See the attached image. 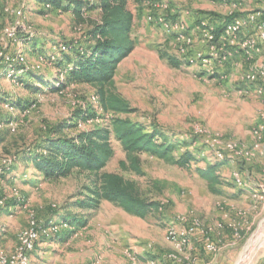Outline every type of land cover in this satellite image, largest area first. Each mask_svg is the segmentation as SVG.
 I'll return each mask as SVG.
<instances>
[{"label": "rangeland", "instance_id": "374dc122", "mask_svg": "<svg viewBox=\"0 0 264 264\" xmlns=\"http://www.w3.org/2000/svg\"><path fill=\"white\" fill-rule=\"evenodd\" d=\"M95 1L84 3L95 5ZM236 1L243 2L246 11L222 0H130L135 48L120 63L113 86L130 104V113L101 109L97 89L91 84L71 82L62 90L43 85L32 91L3 74L0 65V160L11 156L15 163L18 158L13 173L4 177L2 189L10 195L13 187L19 191L11 198L12 211L6 213L1 249L15 251L18 234L33 219L48 223L88 215L87 223L77 226L67 241L50 238L56 235L40 240L31 264H90L97 259L100 264H133L130 251L138 255L137 264L151 259L163 264L161 257L173 249L166 235L169 224L178 215H188L210 229L220 246L217 253L206 251V260L204 251L197 253L203 264H264V143L255 147V133L264 119V75L247 85L238 80L262 59L248 61L234 53L224 60L222 75L209 76L185 63L176 34L167 32L158 18L166 13L179 19L185 32L194 33L197 48L203 49L205 44L196 31L200 20L217 21L221 27L232 15L264 9V0ZM164 3L168 9L161 8ZM43 8L37 0H0V54L22 50L27 59L23 66L39 71L37 74L58 87V77H65L50 57L58 56L62 45L84 43L86 31L93 27L92 22L100 21L101 13L97 8L84 9L81 21L72 11L42 13ZM170 58L180 65L172 64ZM3 93L14 103L3 100ZM80 108L96 111L94 122L92 118L78 119L74 113ZM113 116L127 117L149 131L156 129L184 143L176 156L183 148L197 156L190 167H180L144 151L139 155L138 173L131 169L121 142L112 136L114 154L104 171L136 182L149 200L161 203L159 210L143 218L106 200L97 208L82 206L80 202L89 195L86 187L94 178L89 172L74 170L65 177L46 179L21 163L28 148H38L56 130L74 137L91 127L109 128ZM225 142L238 143L241 154L224 149ZM219 150L225 156L220 157ZM217 161L225 162L220 169L222 183L211 188L198 168ZM238 177L243 187L237 184Z\"/></svg>", "mask_w": 264, "mask_h": 264}, {"label": "trees", "instance_id": "16d2710c", "mask_svg": "<svg viewBox=\"0 0 264 264\" xmlns=\"http://www.w3.org/2000/svg\"><path fill=\"white\" fill-rule=\"evenodd\" d=\"M37 1L44 7L42 13L56 10L72 11L81 21H84V9L97 8L100 10L101 18L100 21L92 22L93 27L86 31L84 43L62 45L63 48L59 49L58 56L50 57V62L65 77L63 80L58 77L60 82L58 87L52 86L48 80L37 74L39 71L28 68L25 72L19 73L22 67L20 64L13 67L3 64V74H9L10 77L17 79L19 84L26 85L32 91L38 90L43 85L51 90H62L71 82L91 84L97 89V99L101 109L113 113L132 112L133 109L128 101L113 90L120 63L135 48V40L132 37L135 15L129 6L130 0H96L95 5H86L84 0ZM37 52L46 51L37 49ZM170 61L174 65H180V61L175 58H170ZM4 95L5 93L2 96L3 100L8 103L13 102L11 99H6ZM27 103L28 106L30 102ZM74 115L86 121L92 118L94 122L98 113L91 109L80 108ZM147 128L146 125L134 122L127 117L113 116L109 128L102 125L91 127L74 137L63 136L56 130L55 135L39 145L40 149L39 147L28 148L21 158V163L36 170L46 179L65 177L74 170L89 172L94 178L90 186L86 187L89 195L86 201L80 202L82 206L97 208L106 200L118 205L129 214L143 218L151 211L159 210L161 203L157 200H149L136 182L125 179L119 173L104 171L114 154L111 145L112 136L121 142L130 160L131 169L138 173H141L139 155L144 151L180 167H190L192 162L197 161L196 154L189 149L183 148L178 156L175 155L180 144L184 145V143L175 142L164 133L156 129L149 131ZM16 162L8 174L13 173ZM224 163L217 161L198 168L199 174L208 181L211 188L222 183L220 169ZM63 220L69 223L70 228L50 238H62L67 241L77 231V226L87 223L88 215L81 219L65 217ZM196 247L199 254L201 250L204 251L206 260L209 254L206 252L204 242L199 240ZM198 257L199 264H202L200 256Z\"/></svg>", "mask_w": 264, "mask_h": 264}, {"label": "built area", "instance_id": "2783aa9c", "mask_svg": "<svg viewBox=\"0 0 264 264\" xmlns=\"http://www.w3.org/2000/svg\"><path fill=\"white\" fill-rule=\"evenodd\" d=\"M222 1L225 4L230 3L234 9H239L242 12L246 11L243 8V2H237L236 0ZM161 8L168 9V5L164 3ZM158 18L167 32L176 34L179 52L185 63L197 66L205 74L209 76L222 75L221 67L227 56L240 53L239 55H242L248 61H253L259 57L262 59L260 65L249 67L247 71L240 75L238 80L241 84H252L264 75V9L249 11L241 15H232L228 21L222 24L221 28L217 21H211L210 19L200 20L196 31L197 35L201 37L200 42L205 44L203 49L197 48L194 33L185 32L184 25L179 19L172 18L166 13L159 15ZM248 30L250 34L246 33ZM10 35L14 37L16 35L15 30H12ZM26 62L27 59L22 50H18L15 54L7 52L0 54V65L5 64L13 67L20 64L22 67L19 69V73H23L28 69L27 66H23ZM255 134L257 139L255 147L260 148L264 143V119L258 125ZM224 149L236 156L241 154L239 145L236 142H225ZM217 154L220 157L225 156L220 150ZM13 165L14 159L11 156H5L0 160V234L6 228L5 217L7 211H12V207L9 206L10 201H12L11 198L13 194H19L16 187L11 190V195L6 194L2 189L4 177L10 172ZM236 182L240 187L244 186L239 177ZM201 225L197 218L188 215H178L176 221L169 224L166 235L173 249L163 255V264L172 262L176 264H199V257L195 252V247L199 240L204 242L206 251L211 253L218 252L220 246L213 237L211 230L204 229ZM69 228L70 225L65 220H51L48 223H44L33 219L31 225L18 234V243L15 251L6 253L5 250L0 248V264H31L30 254L40 240L46 237L49 238L50 235H58ZM128 255L133 264L139 263V257L136 253L130 251ZM100 262V259H97L90 264H100ZM148 264H157V260H148Z\"/></svg>", "mask_w": 264, "mask_h": 264}, {"label": "crops", "instance_id": "0c3cea01", "mask_svg": "<svg viewBox=\"0 0 264 264\" xmlns=\"http://www.w3.org/2000/svg\"><path fill=\"white\" fill-rule=\"evenodd\" d=\"M247 34H250V32H246ZM195 252L197 253L198 252V249H197V247H195ZM151 253H153V255L156 253V251H155V249L151 252ZM140 262V261H139ZM201 262H202V264H203V261L201 260ZM140 264H142V263H140ZM145 264H148V261L146 260V262H145ZM206 264H210V263H206Z\"/></svg>", "mask_w": 264, "mask_h": 264}, {"label": "bare ground", "instance_id": "6f19581e", "mask_svg": "<svg viewBox=\"0 0 264 264\" xmlns=\"http://www.w3.org/2000/svg\"><path fill=\"white\" fill-rule=\"evenodd\" d=\"M252 249V246H250V247H248V249L246 250V252L243 254V257H245L248 253H249V251Z\"/></svg>", "mask_w": 264, "mask_h": 264}]
</instances>
